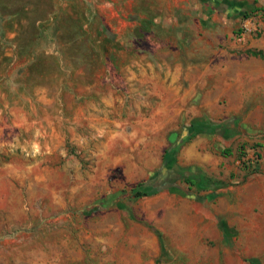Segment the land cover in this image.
<instances>
[{
  "label": "crops",
  "instance_id": "0c3cea01",
  "mask_svg": "<svg viewBox=\"0 0 264 264\" xmlns=\"http://www.w3.org/2000/svg\"><path fill=\"white\" fill-rule=\"evenodd\" d=\"M102 5L131 11L124 45ZM253 10L259 32L239 41ZM263 13L264 0H0V188L26 181L60 213L1 256L264 264ZM254 145L259 168L237 169ZM138 184L146 196L112 205ZM33 200L21 213L47 218Z\"/></svg>",
  "mask_w": 264,
  "mask_h": 264
},
{
  "label": "rangeland",
  "instance_id": "374dc122",
  "mask_svg": "<svg viewBox=\"0 0 264 264\" xmlns=\"http://www.w3.org/2000/svg\"><path fill=\"white\" fill-rule=\"evenodd\" d=\"M101 16L103 17V25H102V21L99 19L100 24H101V29H107L113 33L116 34L115 39L117 42V47L122 46L125 44L126 42V37H124V33H125V25H126V21L128 19L129 16V12H131L129 9H125L124 6H111V7H107V6H99L98 7ZM255 11H251L250 13H247V16H252L254 15H260V12H256ZM253 15V16H254ZM263 16H259V21L262 20ZM112 20V21H111ZM98 28V27H97ZM106 31V30H105ZM99 38L98 40L102 39V33L103 32H99ZM137 33V32H136ZM239 33V31H238ZM261 33V32H260ZM250 35H254L257 36L255 33H252ZM236 37V36H235ZM113 53V52H112ZM109 56L107 54H105V57ZM115 56V57H114ZM119 55L117 54H112L111 58L109 59L110 61H117L118 63L122 62V58L118 57ZM102 57V56H101ZM105 57H102L101 60H104ZM118 71V70H117ZM251 147V146H249ZM249 147H245L242 146L239 150L241 153H245L248 154V148ZM238 157H237V153H236V157H235V161H237ZM235 167H237V169H239V162H237L235 164ZM257 169L259 168V165L256 167ZM242 170H244L242 168ZM251 172V171H248ZM12 189H2L0 188V251L3 249V243L5 242L6 239H11V238H26L29 236H33L35 232H37L40 227L42 228L43 226L40 225V223H42L43 225L46 223L48 224L51 220L53 216L59 217L60 213L55 214L54 212L49 213L50 210L48 208V204H49V199H40L38 200V196L35 197V200H33V198L29 197V183L25 182H15L12 183ZM0 185H4V183L0 182ZM133 187H135L133 185ZM120 191H124L122 194H120L119 196L114 198V202L112 203V205L117 204L118 202H121L123 199H127L130 197V186H121L119 187ZM4 191H2V190ZM35 189H38V186L35 187ZM15 190H19V196L20 198L15 197ZM119 192V191H118ZM126 196H125V195ZM124 195V196H123ZM20 200L21 201V205H19L18 203L16 204V201ZM37 201V205L39 206H44V204L46 203V208L48 209V214H46L47 218H44L42 220L40 219H33L30 218L29 215L23 214L21 213V209L24 206H29V201ZM33 202H31L32 204ZM32 206V205H31ZM94 204L93 202H91L89 205H86L84 207H81L84 211H88L90 208H93ZM20 211V212H19ZM26 212V211H25ZM43 217V216H42ZM54 218V217H53ZM73 220H77V222L79 223V219L76 216H73ZM72 227H75V225H73ZM75 229H73V231H75ZM0 264H27L26 262H15L13 261V259L11 257H6V256H1V252H0Z\"/></svg>",
  "mask_w": 264,
  "mask_h": 264
},
{
  "label": "built area",
  "instance_id": "2783aa9c",
  "mask_svg": "<svg viewBox=\"0 0 264 264\" xmlns=\"http://www.w3.org/2000/svg\"><path fill=\"white\" fill-rule=\"evenodd\" d=\"M253 15L246 16L244 18L239 33H237L236 35L237 40L241 41L245 38L246 35H250L252 33L257 34L259 32L260 15ZM248 151V154L240 153L237 162H239V167L241 169L243 168L246 171H252V169L256 168L259 165L260 149L258 145H254L251 146Z\"/></svg>",
  "mask_w": 264,
  "mask_h": 264
},
{
  "label": "trees",
  "instance_id": "16d2710c",
  "mask_svg": "<svg viewBox=\"0 0 264 264\" xmlns=\"http://www.w3.org/2000/svg\"><path fill=\"white\" fill-rule=\"evenodd\" d=\"M264 14V13H263ZM247 15L245 14L244 17H246ZM138 26L136 27L135 31L139 34L140 31H147L148 30V27L150 25V21L149 20H136ZM100 45H103V41L100 42ZM257 55H259L260 57L264 58V52H257L256 53ZM174 142H177V140L175 141H172L171 144H173ZM183 144V143H182ZM181 144V145H182ZM168 151L166 150L165 151V154L167 153ZM240 150H238V157H239V154H240ZM257 170V168H254L252 169L251 172H255ZM182 181L189 185V186H192L193 185V182H191L188 178H183ZM142 184H138L136 185L135 187L131 188L130 189V198H140V197H143V196H146V193L143 192L141 189H142Z\"/></svg>",
  "mask_w": 264,
  "mask_h": 264
},
{
  "label": "water",
  "instance_id": "95a60500",
  "mask_svg": "<svg viewBox=\"0 0 264 264\" xmlns=\"http://www.w3.org/2000/svg\"><path fill=\"white\" fill-rule=\"evenodd\" d=\"M178 143H179V141H178Z\"/></svg>",
  "mask_w": 264,
  "mask_h": 264
}]
</instances>
